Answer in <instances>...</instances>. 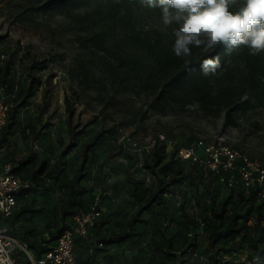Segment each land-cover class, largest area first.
<instances>
[{"label": "rangeland", "instance_id": "obj_1", "mask_svg": "<svg viewBox=\"0 0 264 264\" xmlns=\"http://www.w3.org/2000/svg\"><path fill=\"white\" fill-rule=\"evenodd\" d=\"M43 1L0 0V59L9 58L14 79L11 94L5 90L9 125L0 141L10 148L19 168L34 167L27 179L35 187L42 184L50 189L53 206L46 213L53 221L22 232L27 238L16 230L7 232L20 243H35L40 234L66 225L75 211L89 203L92 192L104 190L108 195L103 200L110 204H102V217L90 232L102 245L78 241L74 246L75 254L80 248L87 251L91 260L87 264L105 262V252L111 249L126 251L124 264H132L133 250L137 252L134 264H200L192 253L212 252L206 206L214 194L216 199L227 198L229 190L207 168L179 159L175 151L198 140L222 143L264 165V109L234 113V123L223 124L226 96L235 97L240 91L241 66L229 59L210 78L206 104L195 97L191 103L183 102L182 95L157 97L158 87L123 79L118 72L108 75L101 52L78 45L72 14L44 12ZM145 8L139 23L172 46V30L178 25L162 31L161 11ZM83 74L90 76V82L83 80ZM72 90L77 96L69 127L78 135L76 146L61 155L70 141L64 96L72 98ZM27 92L30 97L20 105ZM158 135L165 141L150 147ZM94 136L96 144L84 160L82 146ZM127 136L141 149L123 144ZM196 151L201 156V149ZM170 175L181 182L138 213L142 201L137 199L152 196L157 182ZM29 251L26 246V251L14 253L19 264H36Z\"/></svg>", "mask_w": 264, "mask_h": 264}, {"label": "trees", "instance_id": "obj_2", "mask_svg": "<svg viewBox=\"0 0 264 264\" xmlns=\"http://www.w3.org/2000/svg\"><path fill=\"white\" fill-rule=\"evenodd\" d=\"M244 2L245 0H237L236 4L230 5V10L237 11ZM145 7L147 6L142 0H44L40 9L44 12L71 13L75 29L78 30L76 36L78 45L83 49L101 52L100 59L107 65L108 75L112 76L118 72L123 79L135 78V81L145 82L147 86L158 87L157 97L164 99L182 95L183 102L191 103V97H195L200 103L206 104L209 96L206 85L210 78L229 59H234L241 66L238 75L240 91L235 97L226 96L223 124H233L232 115L234 113L264 109V52L251 56L245 46L231 53L226 52L223 46H216L208 51L193 47L192 55L188 58L190 62L185 63L184 59L175 56L172 46L166 43L164 36L156 31L152 33L139 23L138 17L144 13ZM153 9L161 11L159 8ZM217 57L220 61V68L216 69L215 73L209 72L205 75L201 69L202 62L205 59ZM10 67L9 58L0 59V86L3 88L5 101V90L11 94L14 87ZM82 77L87 83L90 82L88 74H83ZM17 87H21V83ZM72 93L74 94L72 98L64 96L70 141L61 151V155L76 146L75 137L78 135L73 133L69 127L77 96L75 90H72ZM29 97L30 94L27 92L20 105H25ZM8 125L9 123H5L2 127L0 138L4 137ZM96 141L97 136H94L83 144L80 153L82 159L87 158L88 151L96 144ZM157 142L160 141L156 140L152 147ZM2 145L3 142L0 141V146ZM177 151L178 149L175 154ZM179 172L177 170L175 174ZM180 182V179H175L171 175L166 180H159L152 196H147L143 200L137 199L139 202L142 201L137 212L141 213L147 209L168 191L171 185ZM222 183L229 190L227 198L216 199V194H214L206 206L209 212L208 221L211 223L209 247L212 248V252L208 253L209 259H213L214 264L215 256L223 251L225 253L243 250H252L264 257V247H262V243L264 244V201L259 204L254 203L253 198H258L257 187L245 188L240 182L234 187H229L224 182ZM101 217L102 214L95 226L89 230L87 238L76 237L74 242L83 241L87 246H96L97 243H101L90 237V232L97 227ZM250 219L253 222L248 224ZM70 221L71 216L66 225L54 228L46 235L40 234L37 242L27 244L25 240L22 244L28 246V249L32 251L33 259L37 261L54 247L58 236L64 230L69 229ZM215 248L219 250L213 251ZM79 251L75 254L74 264L90 262L87 251L82 248Z\"/></svg>", "mask_w": 264, "mask_h": 264}, {"label": "built area", "instance_id": "obj_3", "mask_svg": "<svg viewBox=\"0 0 264 264\" xmlns=\"http://www.w3.org/2000/svg\"><path fill=\"white\" fill-rule=\"evenodd\" d=\"M10 104L5 101L3 88L0 86V132L6 123ZM123 144L133 146L140 150L136 142L129 136L124 138ZM158 141H165L163 135H158ZM156 140L149 144L153 146ZM201 149V156L196 152ZM6 146H0V158L3 156ZM177 156L181 160H187L199 164L215 174L221 182L229 187H234L240 182L245 188L257 187V196L264 201V165L239 154L231 147L217 143L205 144L198 140L189 147L180 148ZM36 183L29 179H23L12 173L8 168L0 172V221L9 217L16 207L17 197L25 191L35 188ZM107 191H95L92 199L85 210L76 211L71 215L69 229L64 230L56 239L54 247L46 252L44 256L36 261V264H74L75 250L74 240L76 237L87 238L88 232L100 218L103 207V197ZM178 199L179 197L175 195ZM101 246V243H97ZM21 249L26 251L24 244L20 243L14 236L4 228H0V264H19L14 253ZM193 256L200 264L209 262V254H198ZM257 254H247L243 251H229L215 256L214 264H252Z\"/></svg>", "mask_w": 264, "mask_h": 264}, {"label": "clouds", "instance_id": "obj_4", "mask_svg": "<svg viewBox=\"0 0 264 264\" xmlns=\"http://www.w3.org/2000/svg\"><path fill=\"white\" fill-rule=\"evenodd\" d=\"M149 8L161 10L162 31L173 24L172 51L189 63L192 48L204 51L223 46L226 52L245 46L249 55L264 52V0H245L237 11L230 5L237 0H142ZM220 68L219 58L205 59L202 72L208 75ZM252 264H264V257L256 255Z\"/></svg>", "mask_w": 264, "mask_h": 264}, {"label": "crops", "instance_id": "obj_5", "mask_svg": "<svg viewBox=\"0 0 264 264\" xmlns=\"http://www.w3.org/2000/svg\"><path fill=\"white\" fill-rule=\"evenodd\" d=\"M54 140L55 138L52 137L53 143ZM9 149H10L9 147H6L3 156L0 158V172L3 171L5 168H8L12 173L20 176L23 179H27V177H30V175L32 174V169L34 167L30 166V164H25L19 168L18 167L19 164H17L18 160L14 159ZM45 181L50 182V178H46ZM49 190L50 189L47 190L46 188H44L42 184H39L37 187L33 188L30 191L22 192L17 197L16 207L12 212V214L9 217L0 221V228H4L6 231L11 233L13 230L14 231L16 230L20 237L27 238L26 235L22 234V232L28 233L29 231L32 230L34 231V228H36L37 225H41V223H44V221L52 222L53 221L52 216L46 213L47 209L52 208L53 206L50 200L48 199L49 196L51 195V191L49 192ZM94 192H92L91 194H93ZM88 204L89 203H87L85 207L79 209L78 211L85 210ZM102 204H104L105 207H109L110 202L109 200H103ZM252 222L253 220L250 219L248 221V224H251ZM46 234L47 233H44L42 235H46ZM29 240H32V238ZM17 251H22V250L19 249ZM249 251L252 252V250ZM125 252L126 251L123 252L122 250H116V249L108 250L105 252V254L107 253L105 262L100 261L101 262L100 264H124L123 257L125 256ZM243 252L248 253L246 250H243ZM135 254H137V252L133 250L132 256L134 258L132 264H134V260L136 259ZM15 255H19V254H15ZM113 257L116 258L113 260L111 259Z\"/></svg>", "mask_w": 264, "mask_h": 264}]
</instances>
